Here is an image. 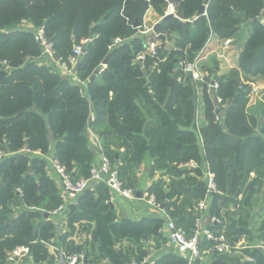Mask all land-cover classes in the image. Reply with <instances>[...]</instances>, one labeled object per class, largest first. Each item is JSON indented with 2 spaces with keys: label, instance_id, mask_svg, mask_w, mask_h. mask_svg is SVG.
Listing matches in <instances>:
<instances>
[{
  "label": "trees",
  "instance_id": "trees-1",
  "mask_svg": "<svg viewBox=\"0 0 264 264\" xmlns=\"http://www.w3.org/2000/svg\"><path fill=\"white\" fill-rule=\"evenodd\" d=\"M168 2L175 5L177 17L164 18L160 23L159 33L171 39L153 57L148 44L156 39L155 35L140 34L144 17L150 6L164 17ZM204 2L0 0V151L9 154L0 162V225L7 232L0 242V264H6L9 254L19 247L29 249L34 264H47L52 260V243H59L67 255L85 252L88 264L104 260L130 264L132 257L147 255L140 247L141 241L153 236L161 239L160 220L116 221L104 183L89 185L75 201L64 205L70 232L58 236V222L45 221L40 210L52 212L64 203L47 174L48 161L23 150L46 156L53 152L60 166L78 180L90 178L97 153H103L112 164L128 159L139 164L148 154L158 169L173 172L177 169L173 165L192 160L207 164L222 193L214 195L208 207L209 226L218 228L220 234L230 214L224 216L222 210L233 202L238 211L228 218L226 234L233 242L243 236L254 238L250 210L254 195L264 189V109L262 119L246 113L249 99L240 89V73L248 81L264 80V0H210L206 15L197 18ZM248 26L253 31L243 42L241 31ZM39 29L54 43V60L43 56L35 39ZM213 35L241 42L242 52L239 70L222 76L215 71L217 64L206 70L208 80L220 85L218 95L227 108L221 122L216 123L215 101L204 86L201 100L206 124L199 129L196 86L183 72L181 63L192 62ZM116 39L124 43L114 47ZM78 45L84 52L78 58L74 80L64 76L57 62L66 60L69 65ZM141 53H146L144 63L136 62ZM98 69L101 72L91 82ZM197 128L204 139L205 154L198 145ZM89 131L96 135L102 149L90 145ZM111 144L125 151L117 157ZM117 170L124 182L125 171ZM148 193L154 194L159 204L167 201L165 209L170 219L192 233L194 227L186 226L182 212L189 207L194 213L206 194V183L199 182L193 196L185 197L180 204L184 192L177 181L169 186L168 193L156 187ZM240 194L243 199L237 201ZM19 204L23 206L21 213L12 217L14 205ZM195 216H190V222H195ZM212 218L220 223L211 222ZM262 224L257 241L264 239ZM82 232L86 238L73 239L74 234ZM123 241L139 245L138 253L118 249ZM243 254L253 262L242 257H224V261L264 264V253L258 249L244 250Z\"/></svg>",
  "mask_w": 264,
  "mask_h": 264
},
{
  "label": "crops",
  "instance_id": "crops-1",
  "mask_svg": "<svg viewBox=\"0 0 264 264\" xmlns=\"http://www.w3.org/2000/svg\"><path fill=\"white\" fill-rule=\"evenodd\" d=\"M162 18L156 10L150 6L149 9L147 10L145 17H144V28L145 31L152 26L154 27L156 24L161 23ZM253 27L248 26L242 29L241 35L243 38V42H245L249 36L252 34ZM149 36V34H145ZM234 41V46L230 45L229 47H226L224 42L225 40H222L218 38L217 36L213 35L211 37V42H210V49L215 50V54H211L209 58L204 62V67L205 70L210 71L212 70L213 67H215V64H217L216 67V73L219 76L222 75H227L229 74L232 70H239V60H240V55L242 52V43ZM237 42V43H235ZM215 64H213V62ZM212 62V63H211ZM61 68V67H60ZM212 72V71H211ZM66 76V73L65 75ZM240 76L243 78L242 73H240ZM97 78V76H96ZM95 78V79H96ZM255 81H261L263 83H259L261 87H264V80L262 79H254ZM264 109V102L260 100L259 98H254L252 100H248L245 110L248 115H254L257 119H262V110ZM225 114V112L223 113ZM94 119L93 115L91 116V121ZM198 127L204 126L206 124L205 121V115H204V105L202 103L201 97L198 98ZM198 131V128H197ZM89 137H90V145L94 148L97 149L98 145V138L96 135H94L91 131H89ZM198 145L200 147V151L204 152V139L201 135L200 130L198 131ZM111 149L117 153H123L125 151L124 147H116V145L111 144ZM99 149V148H98ZM53 154V152H52ZM50 154L48 156L42 155L39 152H33L29 154L30 156L34 157H43L48 161V167H47V174L49 178H51L55 186L59 192V195H61V198L63 200V205L67 206L68 204H71L75 199H68V196L65 194L62 184H61V179L58 176L57 172L55 171L54 167L51 164V159H54V156ZM102 154L97 153L96 156V161L95 164H98L100 161ZM132 159H128L126 161H118L115 164H113L114 167L118 168H123L124 173V183L128 185L130 188H133L137 193L141 192L142 193V198H136L135 200H127L119 196H113V194L109 191L110 193V198H109V205L111 207V211L114 212L116 216V221L122 222V221H129L133 223H138L142 221H148V220H160L162 222V228L159 230V233L161 234V239L156 238V237H150L148 240H143L140 243V247L143 251L147 252V255H145L143 258L150 257V264H160V263H173L175 261H180V260H185L180 256L179 249L177 246L171 245L168 240V230H167V220L171 217L169 212L166 211L165 209V203H160L161 207L160 209H155L148 205L146 198L144 197V194L153 189L154 187L161 189L164 193H168L169 191V186L172 185L174 181H177L178 183H181L183 185V198L179 200L182 203V200H185L186 198H191L193 196V191L196 185L199 182H204L206 183V170H207V164L202 165L200 162L192 160L187 163H180L178 165H173L177 167L176 171L173 172L170 169H158L156 167L155 159L152 158L150 155L144 156L143 160L139 164H133L131 162ZM1 162V161H0ZM171 168V169H172ZM255 174H251V178H254ZM95 183H91L90 186L94 185ZM128 187V188H129ZM205 197V196H204ZM212 196L208 200V205L212 202ZM204 199V198H203ZM202 199V200H203ZM243 195L240 194L237 198V201H242ZM175 200V199H174ZM253 201H255L253 205V209L250 210V216L253 219L251 223V228L253 230V239L249 240L250 238L243 236L238 242H244L243 245L246 247L245 249H242L240 251L234 252L232 254H226V255H216V256H210L203 254L200 259H198L195 264H229L228 262L224 261V257H229V258H236V257H242L247 258L248 256H245L243 254L244 250H253L252 246H254L257 243H263L264 244V239L258 240L259 234L262 233V223L264 222V189L259 193L254 195ZM260 204V207L256 209L255 207ZM198 205V204H197ZM195 206V211L196 207ZM23 206L21 204L19 205H14L13 207V213L11 214L12 217L18 216L21 211H22ZM256 209V210H255ZM41 212L44 214L48 211L45 209H40ZM193 211L189 208L186 207L183 210V215L186 219V226H191L194 227V221L190 222V216L192 218L195 216L196 212ZM237 206L234 205V203H230L227 207L223 208L222 210V215L227 216V222L224 224V227H222V232L227 236L228 241L231 244H235L237 242H233L227 233V226L228 224V218H231L234 213H237ZM49 214L51 211L48 212ZM239 215H236V219H238ZM234 218V217H233ZM68 215L64 214V211L58 215V216H49V218H45L44 215V220L45 221H52L56 220L58 222L57 226V235H66L70 232L69 227H68ZM209 221L207 218L204 220V225H209ZM8 224V223H6ZM223 224V223H222ZM79 226V224L76 225V228ZM94 229V224L92 225V228L90 229L91 231ZM218 230V228H217ZM215 229V231L217 232ZM220 230V229H219ZM77 233L79 232V229H76ZM6 231L2 230L1 225H0V242L2 239L6 236ZM74 234L73 239L77 240L78 236H81V238H86V234L82 232L81 234ZM79 242V240H78ZM208 245H204V247H207ZM118 249L129 252L130 250H134L136 254L138 253L137 250L139 248V245L134 246L131 242L128 241H123L121 242L118 246ZM50 254L52 255V260L47 263V264H62V256L64 251L61 250L60 244L59 243H52L50 245ZM245 256V257H244ZM92 257V256H91ZM138 259L136 257H132V260H142ZM186 261V260H185ZM14 264H34L33 259H31L30 255L26 254L24 256V259L21 260L20 262H16ZM100 264V263H99ZM101 264H109L108 260H104Z\"/></svg>",
  "mask_w": 264,
  "mask_h": 264
},
{
  "label": "built area",
  "instance_id": "built-area-1",
  "mask_svg": "<svg viewBox=\"0 0 264 264\" xmlns=\"http://www.w3.org/2000/svg\"><path fill=\"white\" fill-rule=\"evenodd\" d=\"M207 10V8H206ZM177 17L176 7L172 2H168L167 11L165 16ZM206 15V13H205ZM261 21L264 23V14ZM140 34H144L141 32ZM212 37V36H211ZM211 37L203 47V49L197 54L196 58L192 62H182L181 68L183 72L191 77V81L196 86L197 97L200 98L203 94V87H206L207 94L213 98L215 101V109L213 114L215 116V122L220 123L223 113L227 108L223 98L218 95L220 85L214 80H208V76L204 67V62L209 58L211 54H215V50L210 49ZM36 41L42 48L43 56L46 59L54 60L56 51L54 43L51 42L45 35L43 29L36 31L35 36ZM122 39H116L114 42V47H117L123 44ZM234 41L232 39L225 40L224 44L226 47L232 45ZM162 45L159 37L156 36L154 41L149 42L148 51L151 55L157 56L158 48ZM83 54V48L81 46L73 50V56L70 58V66H67L66 63L57 62V65L64 70L67 76L76 80V70L75 67L78 63V58ZM146 59V53H141L138 55L136 62L144 63ZM59 67V68H60ZM181 81V79L179 80ZM240 89L247 92V97L249 100L254 98H259L264 101V87H261L258 84H255L252 81L245 80L242 78ZM198 126V123H197ZM98 148L102 149L99 142H97ZM22 153L31 154L33 152L28 150L21 151ZM9 154H5L0 151V161L8 157ZM51 164L57 172L58 176L61 179L62 188L65 194L68 196V199H76L81 195L91 183L106 184L109 191L113 196H119L127 200H135L137 192L131 188H127L124 182L121 180L120 175L116 167L113 166L110 159L102 153L100 161L96 164L90 172V178H81L79 181L72 179L63 167L55 160H51ZM206 194L203 200H201L196 207V216L194 222V228L192 233H189L186 229L179 227L175 221L170 218L167 220V230H168V240L171 245L177 246L179 249L180 256L186 260L187 264H195V262L202 257L203 254L216 256V255H226L232 254L234 252L245 249L244 242H237L231 244L227 236L224 233H217L213 230L208 224L204 225V220L207 216L208 210V200L214 195H222L221 191L217 187L215 180V175L208 168L206 170ZM144 197L147 200L148 205L155 209H160L161 205L157 202V199L154 194L145 193ZM63 211H65V206L62 205L58 209L52 211L50 216H58ZM215 224H219L220 221L217 218H212L210 220ZM204 245H208L204 247ZM253 249H258L264 253V244L257 243L252 246ZM29 253V249L25 247H19L11 252L8 256L6 264H14L20 262L22 258ZM62 264H88L87 259L84 255H64L62 256ZM246 262H253V259L250 257L245 258ZM150 257L143 258L142 260H132L130 264H150Z\"/></svg>",
  "mask_w": 264,
  "mask_h": 264
},
{
  "label": "water",
  "instance_id": "water-1",
  "mask_svg": "<svg viewBox=\"0 0 264 264\" xmlns=\"http://www.w3.org/2000/svg\"><path fill=\"white\" fill-rule=\"evenodd\" d=\"M209 2H210V0H205L204 4L200 7V9H199V11H198V13H197V18L202 17V16L205 15V13H206V8H207V5H208ZM171 17H173V16H171V15H170V16H166L165 19H168V18H171ZM135 26L138 27L139 24L137 23ZM159 27H160V24H157V25L154 27V32H155L156 34H158V35H159V33H158V32H159ZM159 39L165 44L166 41H167V40L169 41L171 38H170V37H167V36L159 35ZM83 52H84V50H83ZM106 63H107V60L104 61L103 66H106ZM79 65H80V64H79ZM100 72H101V69L96 70L95 73H94V75L91 77L90 81H91V82L94 81L95 78H96V76H98V74H99ZM174 82H175V79L172 80L171 85H173ZM90 121H91V119H90ZM8 157H9V156H8ZM8 157H6L5 159H7ZM12 157H13V158H14V157H17V155H12ZM5 159H4V160H5ZM4 160H2V161H4ZM51 160H52V159H51ZM2 161H1V162H2ZM142 197H143V196H142V193H141V192H138L137 195H136V198H142ZM44 215H45V218H49V216H50V214H49L48 212H46Z\"/></svg>",
  "mask_w": 264,
  "mask_h": 264
},
{
  "label": "rangeland",
  "instance_id": "rangeland-1",
  "mask_svg": "<svg viewBox=\"0 0 264 264\" xmlns=\"http://www.w3.org/2000/svg\"><path fill=\"white\" fill-rule=\"evenodd\" d=\"M166 11H167V9H166ZM166 11H165V12H166ZM156 12H157V11H156ZM163 19H164V17L162 18V20H163ZM161 22H162V21H161ZM158 24H160V23H158ZM156 25H157V24H156ZM156 25H155V26H156ZM155 26H154V27H155ZM138 27H139V26H138ZM154 27L152 26L151 28L147 29L146 31H145V28H144V31H142V32H144L145 34H149V35H155V37H156V36L159 37V35H162V34H160L159 32H158L159 35L156 34V33L154 32ZM163 36H164V35H163ZM159 40H160V39H159ZM160 41H161V40H160ZM169 41H170V40H169ZM169 41L167 40L165 44L161 41L163 47L166 46V44H168ZM232 46H234V43H233ZM77 47H79V45H78V46H75L74 49L77 48ZM228 47H229V46H228ZM212 62H213V64L216 63V62L214 63V61H212ZM212 62H211V63H212ZM63 63H66V64H67L66 60H65ZM67 66L71 67L70 65H67ZM59 67H60V64H59ZM251 81L254 82L255 84H258V85H260L261 83H263V82H261V81H255V80H251ZM259 83H260V84H259ZM263 102H264V101H263ZM73 180H75V181H79L78 179H73ZM125 186L127 187L126 184H125ZM127 188H128V187H127ZM129 188H130V187H129ZM131 189L134 190L133 188H131ZM134 191H135V190H134ZM259 207H260V204L258 205V207L256 206L255 208L258 209ZM256 209H255V210H256ZM90 237H91V236H90ZM90 237H88V238H90ZM87 246L89 247V244H88ZM88 249H89V248H88ZM63 254L66 255L67 253L64 252ZM80 254L85 256L86 253H85V252H82V253H80Z\"/></svg>",
  "mask_w": 264,
  "mask_h": 264
}]
</instances>
